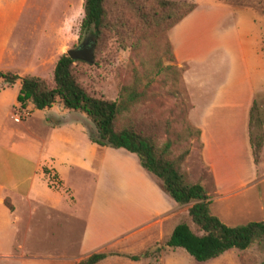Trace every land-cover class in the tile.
<instances>
[{"label": "crops", "instance_id": "obj_1", "mask_svg": "<svg viewBox=\"0 0 264 264\" xmlns=\"http://www.w3.org/2000/svg\"><path fill=\"white\" fill-rule=\"evenodd\" d=\"M1 12L2 9L0 17ZM19 14L20 10L14 9L9 15L15 22ZM223 19L226 25L221 27L219 23ZM215 22L218 24L213 25ZM11 24L9 21L0 25V71L10 72L18 78L25 75L37 77L44 58L54 54L52 64H55L58 52L45 53L42 32L38 33L33 43H15L12 35L14 23ZM165 35L175 64L183 66L180 78L190 104L186 121L199 133L200 165L210 179V184L207 183L210 192L206 193L210 213L215 212L220 220L226 222L232 217L249 218V222L264 221V141L255 165L246 133L247 114L255 94L245 55L247 49L253 51L249 35L246 30L242 31L238 20L234 22L232 11L212 4L203 8L196 5ZM12 86H15V95H12L10 109L6 112L11 114L14 124H19L25 120L17 117L15 96L19 81ZM11 87L4 85V88ZM1 93L0 105L4 99ZM56 106L55 103V110L54 104L40 110L46 126L51 127V134L39 151L22 153L18 150L20 147L15 149L17 145L0 144V149L7 153V157L0 153V264H48L42 262V258L51 261L52 258L42 251L37 253L34 250L33 253L44 257L28 256L30 251L26 248V240L31 238V232H34L35 241L38 240L36 237L57 240L60 234L64 238L61 247H67L66 235L73 227L75 198L74 191L67 184L66 174L75 168L93 175L96 173L82 155L72 153L70 131L80 135L87 153L109 149L91 144L79 126L68 119L69 111ZM27 108L31 113L32 106L28 104ZM118 150L121 149H113L114 152ZM127 157L132 159L133 164L132 178L137 186L134 194L145 196L146 213L136 209L128 216L117 219L119 223L113 220L111 225L97 228L92 211L85 212L81 217L83 230L79 241L81 248L91 247L87 255L130 230L149 225L156 228L160 239L164 224L180 211L181 207L160 190L155 180L139 167L137 160ZM118 169L126 171L122 167ZM247 192L250 194L246 195ZM4 200H7L11 210L3 205ZM140 201L135 195L133 206H139ZM238 201L241 205L239 208L235 206L233 214L223 213V203L233 205ZM17 235L20 243L12 252ZM55 249L52 251L56 252Z\"/></svg>", "mask_w": 264, "mask_h": 264}, {"label": "rangeland", "instance_id": "obj_2", "mask_svg": "<svg viewBox=\"0 0 264 264\" xmlns=\"http://www.w3.org/2000/svg\"><path fill=\"white\" fill-rule=\"evenodd\" d=\"M174 1L192 3L194 7L198 5V7L202 8L206 4H212L232 11L234 22L238 20L240 28L244 32L246 30L250 38V45L254 52L251 49H247L245 55L251 85L255 91L252 99L256 98L261 109L264 110V0ZM0 9H2L0 25L3 23L6 25L9 21L12 23L11 26L14 23L13 42L33 43V41H36L38 33L42 32L43 37L46 38H42V42L45 41L46 43L45 53L48 51L52 53L55 50L54 52H58V56L65 54L67 50L76 48L86 37L87 39L91 37L90 34L86 37L78 36V26L82 18V0H0ZM14 9L20 10L15 22L14 18L9 15ZM217 24L215 22L213 25ZM219 24H221V27L225 26V19L221 20ZM156 50L155 56H150L149 58L146 50L140 53L138 57H132L127 50L118 49L115 40L110 39L100 53L96 55L93 63L73 64V73L78 83L91 96H101L106 100H114L118 87L129 81L131 67H135L137 72L147 70L150 68L151 62H154L156 58H160L163 65L168 64L164 58L162 59L160 49L157 48ZM53 57L54 54L49 56V58L43 59V64L39 66L36 77L43 80L49 87H52ZM180 68L183 69V66ZM163 75L160 78L166 77ZM152 87L159 97H156L153 104L146 103L141 108H153L154 112H161L175 104L173 99L163 96L168 89V85L158 87L153 84ZM15 90V86L4 88L3 83L0 82V92H2V95L4 94L3 104L0 105V144H14L17 145L15 147L16 150L20 147L21 149L18 150L22 153L34 154L39 151L41 144L48 141L51 127L46 126L41 111L33 109L30 113L27 108L28 104L21 109L17 106V117L19 120L20 118H25V120L19 124L12 122L11 114L6 111L10 109L12 95H15ZM177 91L185 109L184 123L195 130L186 121L190 104L181 78ZM55 103L59 106L56 107L62 108L56 100L53 103V110H55ZM173 110L175 114L178 112L177 108ZM68 119H71L72 122L79 126L88 140V135L91 134L92 129L85 117L82 114L69 112ZM175 126L179 127L178 124ZM69 137H72L73 140L72 149L74 151L72 153L82 155L89 165L95 169L96 173L93 175L82 169L75 168L66 174L67 184L74 191L75 198L72 219L73 227L71 229L68 225L70 228L66 235L68 237L67 247H61L64 243V238L60 234L57 240L52 241L41 240L40 237H36L38 240L35 241L34 232H31V238H27L26 248L30 251L28 256L44 257L33 253L34 250L37 253L42 251L52 258L51 261H45L42 258V262L48 264H75L86 257L91 247L85 246L81 248L79 241V236L83 230L81 217L85 212L92 211L94 225L97 228H105L106 225H111L113 220L117 222V219L128 216L136 209L142 214H145L147 210L143 202L145 196L136 194V192L134 194L137 186L132 178L131 168L133 164H131L132 159L127 157V155L131 156L136 161L134 155H129V153L121 150L114 152L111 148L103 152L87 153L78 133L70 131ZM162 139L163 137H160V140ZM58 145L56 144V146ZM199 146V136L197 140L191 135L186 141L182 140L174 150V154L188 150V155L184 158L181 165L186 180L190 183H200L201 181L205 192L209 193L210 190L207 183L208 185L210 184V179L200 165ZM0 153L7 157V153L2 149H0ZM118 167L125 168L126 171L119 170ZM248 194L250 192L246 193V195ZM135 195L142 200L137 207L133 206ZM131 197L133 198L132 202ZM240 205V201L234 202L233 205L225 202L222 204L223 213L233 214L236 211L235 206L239 208ZM187 207L188 205L181 207L177 216L170 218L168 223L164 224L162 238L160 239L156 228L153 229L149 225L141 229L130 230L128 233L118 237L117 240L104 243L96 252L103 251L108 256L97 264H259L264 260L263 243L253 244L250 248L241 252L236 250L227 251L205 263L194 262L181 249H166L165 242L170 235V229L175 225L184 223L194 232V228L187 218ZM212 215L220 220V217H217L215 212ZM69 220L71 219L69 218ZM220 221L227 227H235L249 222V218L232 217L228 218L227 222L225 220ZM167 229L169 230L166 231ZM16 237L13 242L12 252L15 251L16 245L20 243L19 236L17 235ZM54 248H56V252L52 251ZM131 256L136 257V261H131L129 259Z\"/></svg>", "mask_w": 264, "mask_h": 264}, {"label": "trees", "instance_id": "obj_3", "mask_svg": "<svg viewBox=\"0 0 264 264\" xmlns=\"http://www.w3.org/2000/svg\"><path fill=\"white\" fill-rule=\"evenodd\" d=\"M193 8L192 3L174 0H82L78 36L90 34L93 38L92 63L110 39L132 57H138L145 50L148 58L155 56L158 48L162 59L168 63L163 65L160 58H156L147 70L137 72L131 67L129 81L118 87L114 100L91 96L73 73V64L85 63L72 61L65 54L59 55L54 64L52 87L36 77L18 78L2 71L0 82L11 87L19 81L15 96L18 108L30 104L40 111L57 100L64 110L82 114L89 122L91 144L134 155L139 167L155 180L171 201L179 207L188 205L186 214L194 232L184 223L175 225L165 247L181 249L194 262L205 263L230 250L241 252L253 244H264V221L235 227L222 224L210 213L204 187L186 180L181 165L188 150L174 154L182 140L186 141L191 135L198 140L199 133L184 123L185 109L177 91L181 68L175 64L165 33ZM162 74L166 77L160 78ZM153 84L168 85L163 96L174 100L171 108L161 112L141 108L146 103L153 104L159 97L153 91ZM174 108L178 109L176 114ZM263 124L264 110L253 98L247 114L246 133L255 165L264 141ZM3 205L11 210L7 200ZM107 256L103 251L93 252L75 264H97ZM129 259L136 261L133 256ZM259 264H264V260Z\"/></svg>", "mask_w": 264, "mask_h": 264}, {"label": "water", "instance_id": "obj_4", "mask_svg": "<svg viewBox=\"0 0 264 264\" xmlns=\"http://www.w3.org/2000/svg\"><path fill=\"white\" fill-rule=\"evenodd\" d=\"M93 43V38H89L81 42L76 48L67 50L65 55L72 61H80L85 64H91Z\"/></svg>", "mask_w": 264, "mask_h": 264}, {"label": "built area", "instance_id": "obj_5", "mask_svg": "<svg viewBox=\"0 0 264 264\" xmlns=\"http://www.w3.org/2000/svg\"><path fill=\"white\" fill-rule=\"evenodd\" d=\"M14 121H17V119H14Z\"/></svg>", "mask_w": 264, "mask_h": 264}]
</instances>
